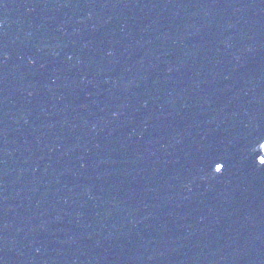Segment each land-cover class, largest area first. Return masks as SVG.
<instances>
[{"label": "water", "instance_id": "obj_1", "mask_svg": "<svg viewBox=\"0 0 264 264\" xmlns=\"http://www.w3.org/2000/svg\"><path fill=\"white\" fill-rule=\"evenodd\" d=\"M262 160L264 0H0V264H264Z\"/></svg>", "mask_w": 264, "mask_h": 264}, {"label": "snow or ice", "instance_id": "obj_2", "mask_svg": "<svg viewBox=\"0 0 264 264\" xmlns=\"http://www.w3.org/2000/svg\"><path fill=\"white\" fill-rule=\"evenodd\" d=\"M261 163H264V160H262ZM215 171L218 172V173L221 172L222 171V166L217 164L216 167H215Z\"/></svg>", "mask_w": 264, "mask_h": 264}]
</instances>
